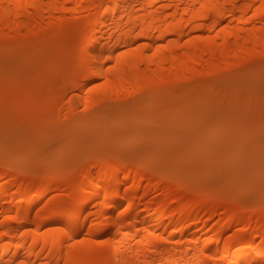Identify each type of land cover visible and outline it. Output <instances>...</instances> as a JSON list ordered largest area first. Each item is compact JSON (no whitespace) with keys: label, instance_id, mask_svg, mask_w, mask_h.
<instances>
[{"label":"bare ground","instance_id":"1","mask_svg":"<svg viewBox=\"0 0 264 264\" xmlns=\"http://www.w3.org/2000/svg\"><path fill=\"white\" fill-rule=\"evenodd\" d=\"M22 55L63 88L32 134L0 125V264H264V137L224 134L215 88L263 81L264 0H0ZM214 116L190 154L175 131Z\"/></svg>","mask_w":264,"mask_h":264},{"label":"rangeland","instance_id":"2","mask_svg":"<svg viewBox=\"0 0 264 264\" xmlns=\"http://www.w3.org/2000/svg\"><path fill=\"white\" fill-rule=\"evenodd\" d=\"M25 58H26V56H24ZM23 57V55H22V57H19V59L20 58H24ZM25 58H24V60L22 61L23 63L21 64V62L18 60V58L16 59V58H14V59H12V61H10L9 63H8V61H6V60H8V58H2V59H4L3 60V62L2 61H0V125H2V126H7L8 128H15V127H22V126H29V128L30 129H28V131L29 132H31L33 129V131L31 132V134L34 132V131H36L37 129L35 128V127H33L32 128V126L31 125H33L32 123H33V121H34V119H35V117H34V115L32 114V113H34L35 111V109H33V108H31V107H33V105H34V103H35V106L34 107H36V108H39V107H41V105H43V104H45V103H43V101H45V100H50L49 98H51L52 96L53 97H55V95H56V97H57V94L59 93L60 94V91H61V89L63 88V84L62 83H60L61 81H59V80H57V78H55L56 76L54 75V73H53V68L55 69V64L54 65H51V66H54V67H51L50 66V61H49V63L50 64H47V65H43L42 63H41V61H39L41 64H39L38 65V63H35V65H37V67L34 65V63L31 65V66H28V68H27V60H26V63H25ZM21 59V60H22ZM14 60V61H13ZM16 60H18V61H16ZM45 61L47 62V60L45 59L43 62H44V64H45ZM13 63V65H12V63ZM52 62V61H51ZM2 63V64H1ZM6 63H7V65H6ZM10 63H11V65H10ZM48 63V62H47ZM53 63H54V61H53ZM52 63V64H53ZM26 64V65H25ZM10 65V66H9ZM23 65H25V66H23ZM40 65H42V67L40 66ZM56 65H57V67H58V64L56 63ZM9 66V67H8ZM47 66V67H46ZM35 67V68H34ZM46 67V68H45ZM52 69V70H51ZM57 69V68H56ZM256 69V68H255ZM52 71V72H51ZM252 71H254V69L252 70ZM50 72H51V74H50ZM53 73V74H52ZM50 75V76H49ZM53 75H54V77H53ZM58 77V76H57ZM240 77V76H239ZM34 78H37V82H38V84H42V87H40L37 91H27V90H25V89H23L22 87H19L18 86V81H20V80H26V81H31V80H33ZM60 78V77H59ZM51 79V80H50ZM239 79V80H238ZM240 80L242 81V79H240V78H237V79H235V80H233V82H229L228 83V85H227V83L226 82H223V85L222 84H220L219 82H217V83H215V88H216V91L218 90V91H221V95H220V93H218V97H223L222 98V100L224 99V103H225V106H224V108H223V110L221 111V108H217V110L218 111H221L220 112V114H222L221 115V118H224L225 119V117H223V116H226L227 115V113L229 112V115L228 116H230L228 119L226 118V121L224 122L223 121V119H222V121H223V123L225 124H223V123H221V119L219 120V119H217V121H215L216 123L214 124L213 122H214V118H215V116L214 117H212L211 118V121H212V123L211 124H209V122H208V124H209V126L210 125H213V127L217 124V125H219L220 123V128L222 129V128H224V130L226 129V131H223L224 132V134H226L227 135V133H229V131H231L230 130V128L231 129H233V130H236L237 129V132H236V134L238 133V132H240V134H241V131L242 132H244V135H240L241 137L240 138H242V137H246V136H248V139H249V141H248V139L246 140V141H244V147H248V149H251L252 147H250L249 145V143L250 142H254V140H253V138L254 137H256V139H260L261 141L263 140L262 139V137H264V78H263V81L262 80H260V79H255V80H251V79H249L250 81H248V79H247V81H245L244 83H246V88L244 87L245 85L243 84L242 85V83H241V85H240ZM244 80H246V79H244ZM243 80V81H244ZM53 81V82H52ZM59 81V82H58ZM221 82V81H220ZM251 82H253V85H252V83ZM256 82V83H255ZM259 82V83H258ZM236 83H237V85H236ZM217 84V85H216ZM220 86H219V85ZM255 84V85H254ZM236 85V86H235ZM239 85L241 86V87H239ZM218 86V87H217ZM227 86V87H226ZM242 86H243V88H242ZM261 86V87H260ZM257 88V90H255L254 91V88ZM61 88V89H60ZM242 89V90H241ZM217 91V92H218ZM236 91H238V93L240 92V94L238 95V96H242L241 98H240V100H242V102L244 103L246 100H248V99H250L247 95H252V97H253V99H251V101L252 102H248L247 101V103H249V104H251L252 103V106H251V110H252V107H253V110H255V107H256V110L258 109V116L256 117L257 119H255L254 117L255 116H252V115H254L255 114V112L254 113H252V112H247V114L243 117V110H245L246 111V106L248 107V108H250V105H248V104H246V102L244 103V104H246V106H243V103H240V102H238V103H236L235 104V102H232V104L231 105H233L232 106V111H234L233 110V108H234V105L236 106L237 105V107L238 108H234V109H237V111L235 112V114H236V116H232V111H229V110H231L230 108H231V106H230V100H233V98H232V95L236 92ZM216 92V93H217ZM228 95L230 96V97H228ZM235 96L237 97V95L235 94ZM235 96H233V97H235ZM248 98H247V97ZM52 97V98H53ZM51 98V99H52ZM246 98V99H245ZM245 100V101H244ZM38 101V103L36 104V102ZM41 101H42V103H41ZM220 101H221V99H220ZM238 101V100H237ZM41 103V104H40ZM220 103V102H219ZM222 103V102H221ZM241 105H240V104ZM39 104H40V106H39ZM223 104V103H222ZM29 105H31V107L29 106ZM219 106H221V105H219ZM226 106H228V110H226L227 109V107ZM28 107H30V109L28 108ZM243 107V108H242ZM28 109V110H27ZM32 111H34V112H32ZM228 111V112H227ZM248 111V110H247ZM217 112V111H216ZM217 114H219V112L217 113ZM234 115V114H233ZM198 116H200V114L199 115H196V119L198 118ZM217 117V116H216ZM229 120H231V121H229ZM238 120V121H237ZM245 120V121H244ZM196 121V120H195ZM242 121V122H241ZM249 121V122H248ZM250 121L252 122L251 124L253 125H249V123H250ZM229 122L231 123V125H229ZM255 122H256V124H255ZM207 124V125H208ZM221 125H222V127H221ZM236 125V127L234 128V126ZM240 125H241V130L239 129L240 128ZM247 125H248V127H247ZM257 125V126H256ZM199 128H198V127ZM228 126V127H227ZM250 126L252 127V128H254V129H252V128H250ZM190 127V128H189ZM185 126V127H180L177 131H175V133L174 134H177V133H179V139H187V138H189V142H187V143H190L191 145L193 144L194 146H191V145H189V144H187V145H189V147H190V149H189V152H190V154H191V152H193V150H194V147H195V149H196V143L197 142H195V140H197L198 142H199V139H201V140H204L206 137L207 138H209L210 139V135L212 134V132H214L213 131V129H211V126L209 127V129H208V127H206V126H203V127H206L207 128V130H206V128H205V130L207 131V132H205V130L203 129V127L202 126H200V125H192V126ZM202 127V128H201ZM257 127H259L258 128V132H259V135H257V136H255L257 133H256V131H255V129L257 128ZM28 128V127H27ZM31 128H32V130H31ZM189 128V129H188ZM195 129V131H192V129ZM199 130L198 132L196 131L197 129ZM218 128V127H217ZM228 128V129H227ZM244 128V129H243ZM247 128L249 129H251V131L253 130V131H255V133H252L251 131H249V130H247ZM41 130H44V128L42 127V128H40ZM200 129H201V133H203V135H206V136H204V138L202 137V135H199V134H201L200 133ZM203 130H204V132H203ZM218 130H219V128H218ZM229 130V131H228ZM246 130H247V132H246ZM189 132V133H188ZM194 132V134L192 135V133ZM196 132L198 133L197 134V136H195V134H196ZM208 132H211V134L209 135V133ZM250 133V134H249ZM263 133V134H262ZM187 134V135H186ZM207 134H208V136H210V137H208L207 136ZM185 135H186V137H185ZM192 135V136H191ZM198 135L200 136V138L198 137ZM175 135H173V137H174ZM252 136V137H251ZM254 136V137H253ZM177 137V136H176ZM175 137V138H176ZM191 137V138H190ZM203 139H202V138ZM239 138V139H240ZM178 139V138H177ZM178 139V140H179ZM191 139V140H190ZM255 139V138H254ZM194 142H193V141ZM200 140V141H201ZM205 141V140H204ZM212 141V140H211ZM260 142V141H259ZM255 143V142H254ZM204 144V143H203ZM205 144H207V143H205ZM246 145V146H245ZM258 145V146H257ZM257 145H254L253 147H255L256 146V148L258 147V149H256V150H259V152H257L256 150H255V152L257 153V154H262L261 153V151L262 152H264V150H262V148L264 149V142H263V144H262V142L261 143H259V144H257ZM188 146H186V148L188 149L189 148ZM250 147V148H249ZM187 149H184L183 151H186V153H189L188 151H187ZM249 154H255L254 153V151L253 150H249ZM150 155L148 156V152L145 154V155H147L148 157H150L152 154L151 153H149ZM183 154V155H182ZM185 153H183L182 152V150L181 151H179V153H178V157L176 158L175 156H174V158H176L177 159V161H180V160H182L184 157H185V155H184ZM187 155V154H186ZM147 156H143V157H147ZM176 159H172L171 161L172 162H170L171 164H169V165H176ZM173 160H175V161H173ZM261 160H264V159H261ZM175 163V164H174ZM257 163H260V165L261 164H264V161H259V162H257ZM257 163H255V165H257ZM178 164V163H177ZM254 166V165H253ZM251 168V167H250ZM255 168V167H254ZM262 168H264L263 167V165H262ZM253 169V168H252ZM251 169V170H252ZM250 170V171H251ZM252 172V171H251ZM249 174H250V172H249ZM254 174H256L255 172H254ZM197 174H195V172H193V174H192V176H196ZM191 176V177H192ZM249 176V175H248ZM250 176H251V178L250 177H247V178H249L248 180H252V174H250ZM230 178V177H229ZM228 179V178H227ZM228 182V184H230V182L231 183H233V182H235V179H233L232 180V178H231V180H228V181H226V182H224V185H225V183H227ZM237 183H239V181H236L235 183H234V185L235 184H237ZM237 185H239V184H237ZM238 193V192H237ZM258 195V194H257ZM255 207L256 206H260V204H256V205H254Z\"/></svg>","mask_w":264,"mask_h":264},{"label":"snow or ice","instance_id":"3","mask_svg":"<svg viewBox=\"0 0 264 264\" xmlns=\"http://www.w3.org/2000/svg\"><path fill=\"white\" fill-rule=\"evenodd\" d=\"M18 86L19 87H22L23 89L27 90V91H37L40 87H42V84H38L37 82V78H34L33 80L31 81H26V80H20L18 81ZM101 85H92V88L89 89V91H92L93 88H98L100 87ZM35 116L37 119H41L43 120L46 116L45 113L43 112H37L35 113ZM3 233H0V235H2ZM21 235H23V233H21ZM78 241L74 242V243H77ZM97 243L103 245L106 243V241H98ZM98 254L106 257L107 256V253L103 250V249H98L96 250ZM20 264H25L24 261H20ZM98 264H109V261L105 258V259H102L98 262ZM233 264H235V262H233Z\"/></svg>","mask_w":264,"mask_h":264}]
</instances>
